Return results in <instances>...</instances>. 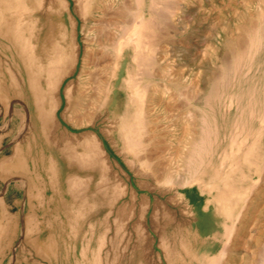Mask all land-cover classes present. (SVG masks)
<instances>
[{
  "label": "rangeland",
  "instance_id": "rangeland-1",
  "mask_svg": "<svg viewBox=\"0 0 264 264\" xmlns=\"http://www.w3.org/2000/svg\"><path fill=\"white\" fill-rule=\"evenodd\" d=\"M37 1L44 5L34 11V22L26 30L30 54L23 57L15 37L0 33V76L7 85L0 92V264H264V235L257 240L233 231L264 228L256 213L242 220L244 201L254 199L255 188L264 186V170L243 164L236 180L228 173V188L239 184L241 189L237 202L238 195L232 192L227 199L230 215L238 217L229 219L219 209L226 200L209 201L221 196L215 187L226 190L223 178H211L212 190L204 177L199 179L201 184L183 185L176 176L164 182L161 170L170 166L174 172L177 161L156 160L161 172L157 174L136 158L116 122L124 110L121 98L99 112L97 125L72 126L64 109L66 85L76 72L59 84L56 97L50 90L71 61L60 60L64 46L70 47L69 26L66 40L60 34V21L66 22L70 15L66 12L62 17L61 7ZM83 4V0H70L79 41ZM197 25L183 35L164 34L161 46L166 44L170 60L179 62L175 50L182 43L191 51L195 47L203 52L200 35L204 31ZM33 48L43 66L48 54L54 60L47 71L35 65L30 71L29 64L36 62ZM207 55L215 59L212 50ZM198 66L187 60L185 69ZM89 131H94L97 143L95 136L87 135Z\"/></svg>",
  "mask_w": 264,
  "mask_h": 264
},
{
  "label": "bare ground",
  "instance_id": "bare-ground-1",
  "mask_svg": "<svg viewBox=\"0 0 264 264\" xmlns=\"http://www.w3.org/2000/svg\"><path fill=\"white\" fill-rule=\"evenodd\" d=\"M83 3L79 41L70 0H47L48 7H61L60 16L66 12L70 15L64 24L60 21L62 38L67 40L68 26L70 33V47L64 46L60 60L71 61L60 79L56 78L55 85L50 88L49 83L48 87L53 88L51 94L56 97L59 84L76 72V78L66 85L68 104L64 109L72 126L97 125L99 112L114 99L121 98L124 110L115 120L120 122L122 135L136 158L157 174L161 172L154 163L156 160L177 161L174 172H170L173 169L170 166L161 170L162 181L171 182L176 176L183 185L201 184L199 179L204 177L207 188L212 190L211 178H223L225 186L228 173L235 175L236 180L244 169L243 164L246 168L256 164L264 170V149H261L264 145V0H83ZM42 5L37 0H0L1 36H14L23 57L30 54L26 30L33 21L34 11ZM77 6L76 2L75 11ZM194 24H200L197 26L204 31L200 37L205 49L200 52L193 47L191 51L182 43L175 50L179 62L170 60L166 44L161 46V38L170 31L190 32ZM209 49L215 59L207 55ZM32 54L36 60L28 66L32 73L36 67L47 71L51 60L54 61L48 54L47 65L43 66L34 57V48ZM187 60L199 66L185 69ZM5 82L0 76V92L7 88ZM59 105L54 104L52 110ZM89 132L87 135L94 139V131ZM214 189L221 196H212L209 201L226 200L221 202L220 212L237 220L238 217L232 218L229 213L227 199L232 198V192L233 196L238 195L234 202L239 200V184L232 188L226 185V190L218 186ZM255 191L254 199L243 200L242 220L247 221L256 213L255 219L262 223L264 186ZM233 231L249 238L264 235V228ZM230 259L237 262L232 255Z\"/></svg>",
  "mask_w": 264,
  "mask_h": 264
},
{
  "label": "crops",
  "instance_id": "crops-1",
  "mask_svg": "<svg viewBox=\"0 0 264 264\" xmlns=\"http://www.w3.org/2000/svg\"><path fill=\"white\" fill-rule=\"evenodd\" d=\"M236 234H237V233H236ZM221 235H223V234H221ZM227 235H229V234H227ZM227 235H226V236H227ZM237 235H238V234H237ZM223 236H224V235H223ZM238 236H239V235H238ZM244 236H246V235H244ZM252 238H255V239H257V238H256V237H254V236H253ZM257 240H258V239H257ZM231 255L235 257V254H234V253H230V256H231ZM236 263H237V262H236Z\"/></svg>",
  "mask_w": 264,
  "mask_h": 264
}]
</instances>
